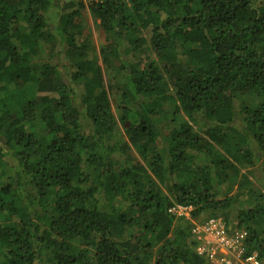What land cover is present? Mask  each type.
I'll return each instance as SVG.
<instances>
[{
  "label": "trees",
  "instance_id": "16d2710c",
  "mask_svg": "<svg viewBox=\"0 0 264 264\" xmlns=\"http://www.w3.org/2000/svg\"><path fill=\"white\" fill-rule=\"evenodd\" d=\"M174 204L264 262V0H0V264H212Z\"/></svg>",
  "mask_w": 264,
  "mask_h": 264
},
{
  "label": "built area",
  "instance_id": "2783aa9c",
  "mask_svg": "<svg viewBox=\"0 0 264 264\" xmlns=\"http://www.w3.org/2000/svg\"><path fill=\"white\" fill-rule=\"evenodd\" d=\"M190 206L174 204L169 212L177 217L187 216ZM204 231L193 228V234L200 242L196 251L212 264H264L257 252L248 253L245 246V231L232 233L226 224L215 219L205 224ZM205 236V237H204Z\"/></svg>",
  "mask_w": 264,
  "mask_h": 264
},
{
  "label": "rangeland",
  "instance_id": "374dc122",
  "mask_svg": "<svg viewBox=\"0 0 264 264\" xmlns=\"http://www.w3.org/2000/svg\"><path fill=\"white\" fill-rule=\"evenodd\" d=\"M85 1H89V0H85ZM77 22H80V24L82 25L83 36L84 37H89L93 41L94 47H95L96 51L99 54V52L101 51L103 45L106 43L105 34H104L103 30L99 26V20H97L93 16V14L89 11V9L86 8V9L82 10V14L79 17V19L77 20ZM54 61H55V58H54ZM99 63L101 64V58H100ZM113 102H114L113 103L114 104V108L116 110L115 106L117 104V101L113 99ZM42 104H43V102L40 101V105H42ZM40 127H41V125H40ZM164 134H166V132ZM125 139L128 140L127 136L125 137ZM132 153L135 156L138 157L139 162L144 163L143 159L140 157L139 153L136 150L132 149ZM164 190L166 191L165 187H164ZM187 212H188L187 216H188L189 220H191L194 223V225L197 227V230L199 232H201V230L204 231V229H206L205 228V224L211 219H215V220H218V221L223 222V223L225 221L223 219V217H221V216H219V217H211L208 220L207 219L205 220L204 219L205 216H202L200 220H196V219H194L192 217V207H191V210L189 209ZM235 225H236V223H233V226H231V232L232 233L242 232V231H238L236 229V227H234ZM197 247L198 246H196V248Z\"/></svg>",
  "mask_w": 264,
  "mask_h": 264
}]
</instances>
